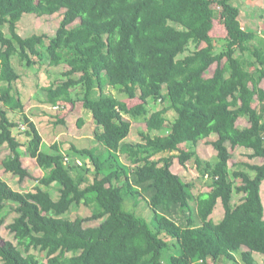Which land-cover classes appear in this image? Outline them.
Returning a JSON list of instances; mask_svg holds the SVG:
<instances>
[{
    "label": "trees",
    "instance_id": "trees-1",
    "mask_svg": "<svg viewBox=\"0 0 264 264\" xmlns=\"http://www.w3.org/2000/svg\"><path fill=\"white\" fill-rule=\"evenodd\" d=\"M26 13L62 19L53 36L22 37L17 24ZM14 55L27 66L34 56L65 65L62 79L46 87V101L59 122L79 101L100 125L96 144L71 145L88 164L68 163L56 143V152L42 150L44 138L16 85ZM108 86L125 98L106 93ZM151 100L164 105L154 112ZM171 110L177 116L168 124ZM13 111L22 112L26 154L43 175L28 191L0 175V226L8 203L17 214L8 225L17 243L0 237L1 264H44L33 250L45 253V264H213L236 254L255 264L253 253L264 254V37L242 26L233 0H0V145L10 149L0 164L23 181L33 175L13 134ZM133 121L147 129L136 144L126 142ZM204 140L213 159L193 149ZM237 147L259 159L245 165L253 176L231 173ZM193 158L199 176L210 180L197 196L174 170ZM55 184L56 199L47 189ZM235 193L243 196L233 206ZM219 201L225 213L215 221ZM143 202L150 218L136 210ZM82 203L93 207L91 216H66ZM93 220L100 222L85 224Z\"/></svg>",
    "mask_w": 264,
    "mask_h": 264
},
{
    "label": "rangeland",
    "instance_id": "rangeland-1",
    "mask_svg": "<svg viewBox=\"0 0 264 264\" xmlns=\"http://www.w3.org/2000/svg\"><path fill=\"white\" fill-rule=\"evenodd\" d=\"M235 6L240 10V21L242 26L251 31H256L259 36L264 37V0H233ZM61 14L54 15H44L37 16L35 14L26 13L22 19L17 24V32L22 37H27L33 33L37 34H47L48 36L55 35L59 24L61 22ZM5 32L8 33V28H4ZM253 43V42H252ZM251 43V44H252ZM216 49L219 51L223 45L219 40L215 41ZM194 45L192 44L189 50H193ZM239 54V51L237 52ZM37 62L33 65L27 66L25 61H21L18 56H13L12 62L20 73V79L17 81L16 85L22 92L23 101H24V112L36 122L39 126L40 132L44 138V143L42 145V150L49 153L56 152L53 149V144L56 143L60 146L61 150L66 153V161H78L80 164L84 165L88 161V157H82L79 154L73 152L71 145H75L77 148H86L90 147L97 142L95 141V134L100 132L102 129L100 125L97 124L95 119L89 110H86L82 107L81 102L77 101L73 109L68 107L64 108L66 112L64 116V122H59V112L51 107L47 103L46 87L49 86L52 82L62 79V71L65 69V65L51 66L49 57H45L42 60H39L37 57H33ZM78 91V88L74 90ZM73 91V92H74ZM74 92V95H75ZM106 93L117 96L118 98H125V94L121 91L120 87H111L108 86ZM164 104L161 102L150 101V107L152 111H158L163 107ZM66 109V110H65ZM11 112V111H10ZM21 111H13L10 113L9 117L17 122L19 125L13 129V134L21 142L22 146L19 151L21 153V159L24 163V166L32 173V177L26 178L23 181H20L19 178L13 174L5 172L0 164V175L5 179L14 189L28 191L30 188L35 186L36 178L43 175L42 169L36 163V160L32 157L27 156L26 152V142L27 136L24 134L21 129L22 122ZM168 124H171L177 114L174 110H171L166 115ZM80 119L83 120L80 123ZM133 129L131 135L127 138L126 142L136 144L137 142L142 141L140 132L147 130L146 123L143 121L135 122L133 121ZM24 128V127H23ZM155 133H162L161 131H153ZM216 136V135H215ZM211 136L210 138H214ZM207 139V140H210ZM184 147L190 148V146L185 145ZM193 149L197 154L206 160L213 159L216 155V151L211 144L206 140L200 141ZM60 150V151H61ZM253 151L244 147H237L234 151L233 162H237L239 165L231 168V173L235 170H245L251 176L254 173L249 170L245 165L246 164H255L259 163L258 158H251L250 154ZM10 154V149L7 145H0V161L7 157ZM165 154H178V152L165 153ZM159 154L155 158H159L162 155ZM122 160L127 164L133 166L127 155L121 153ZM88 164V163H86ZM174 170L185 180L193 184L192 192L194 196H197L199 193L208 190V184L210 180L207 178H201L197 171L194 158L189 160L185 167H182L179 163L174 166ZM232 178V177H231ZM236 186L239 184L240 179H233ZM58 185L55 184L50 190L47 188L52 196L56 199L58 197ZM242 193H235L232 200V205L234 206L236 202H239L242 198ZM262 199L264 202V186L262 190ZM14 204L8 203L5 209L2 211L1 216L4 219V223L0 226V237L5 240H10L17 243L14 234L9 230L8 225L13 221L17 216L16 212L13 210ZM128 207H132V202H127ZM138 214L150 218L151 211L149 207L143 202L140 203L136 208ZM93 213V207L87 206L85 204L73 206L69 212L66 214L69 218L76 217H89ZM224 207L219 201L217 204L212 218L215 221H219L224 216ZM100 221H87L86 225H97ZM246 250V247H243ZM33 252L39 256L40 260L45 264L46 255L40 250H33ZM255 264H264V254L259 252H254ZM164 259H167L165 257ZM1 264V261H0ZM213 264H245L242 260L240 254H236L235 259H230L227 257H221L213 261Z\"/></svg>",
    "mask_w": 264,
    "mask_h": 264
}]
</instances>
